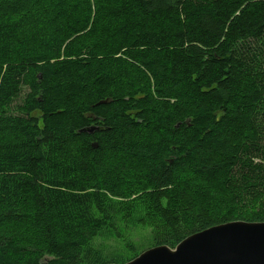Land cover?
Wrapping results in <instances>:
<instances>
[{"label":"trees","instance_id":"obj_1","mask_svg":"<svg viewBox=\"0 0 264 264\" xmlns=\"http://www.w3.org/2000/svg\"><path fill=\"white\" fill-rule=\"evenodd\" d=\"M232 220L264 221V0H0V264Z\"/></svg>","mask_w":264,"mask_h":264},{"label":"water","instance_id":"obj_2","mask_svg":"<svg viewBox=\"0 0 264 264\" xmlns=\"http://www.w3.org/2000/svg\"><path fill=\"white\" fill-rule=\"evenodd\" d=\"M121 264H264V221L215 224L184 237L174 247H147Z\"/></svg>","mask_w":264,"mask_h":264},{"label":"rangeland","instance_id":"obj_3","mask_svg":"<svg viewBox=\"0 0 264 264\" xmlns=\"http://www.w3.org/2000/svg\"><path fill=\"white\" fill-rule=\"evenodd\" d=\"M16 9H17V8H16ZM26 90H27L26 87H22V88H21L20 95H19V97L14 101V103H18V102L20 101V98H21L22 95L26 92ZM144 230H145V229H140V233H138V235H137V230H136L134 236L131 237V239H132L133 241H142V242L145 241V243H143L142 245H145V247H146L147 244H148V241L145 240V239L142 240V236H143V234H144ZM146 230H147V229H146ZM94 244H95L97 247H99V246H105V245H107L108 242L104 243L102 240H95V241H94ZM145 247H144V248H145ZM146 248H147V247H146Z\"/></svg>","mask_w":264,"mask_h":264},{"label":"bare ground","instance_id":"obj_4","mask_svg":"<svg viewBox=\"0 0 264 264\" xmlns=\"http://www.w3.org/2000/svg\"><path fill=\"white\" fill-rule=\"evenodd\" d=\"M94 128H95V126H94ZM94 128H93V129H94Z\"/></svg>","mask_w":264,"mask_h":264}]
</instances>
